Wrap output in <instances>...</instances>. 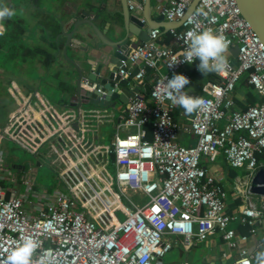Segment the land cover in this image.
<instances>
[{"label": "built area", "instance_id": "built-area-1", "mask_svg": "<svg viewBox=\"0 0 264 264\" xmlns=\"http://www.w3.org/2000/svg\"><path fill=\"white\" fill-rule=\"evenodd\" d=\"M192 1L168 0L160 13L178 21ZM208 29L231 41L228 50L239 45V55L227 58L226 71L216 73L217 81L206 83V95H199L190 89L193 75L188 70L198 59L185 62L184 51L189 31ZM171 33L175 46L161 45V32L155 29L150 41L123 61L125 67L144 63L133 78L136 87L146 84L145 67L151 69L152 91L149 98L140 93L129 99L109 145L99 141L98 125L114 121L110 110L67 107L59 112L48 101L36 110L33 95L19 97L18 108L0 128V142L12 140L47 163L65 188L46 192L32 203L31 179L28 192L14 190L13 196L0 184V264H6L23 237L39 244L33 264H165L175 237L189 249L214 235L238 250L232 264H256L246 247L250 235L240 234L236 226L247 224L254 234L256 225L264 222V202L260 205L250 191L252 178L262 168L259 156L264 155V43L242 16L237 0H200L182 28ZM119 73L122 79L130 77L123 69ZM174 74L189 79L187 94L205 101L192 115L193 146L178 141L179 106L165 94L164 81ZM244 76L261 101L238 109L234 91ZM147 124L152 125L151 139ZM123 128L136 131L122 136ZM219 152L230 167L245 168L246 182L236 188L242 200L237 214L228 213L226 190L202 164L203 158ZM129 191L147 200L136 203ZM118 211L124 220L117 218Z\"/></svg>", "mask_w": 264, "mask_h": 264}, {"label": "crops", "instance_id": "crops-1", "mask_svg": "<svg viewBox=\"0 0 264 264\" xmlns=\"http://www.w3.org/2000/svg\"><path fill=\"white\" fill-rule=\"evenodd\" d=\"M103 1L105 0H97V4L92 6L93 4L90 0H0V6L6 5L16 12L15 16L2 22L4 35L0 36V51L6 48L14 49V53L11 54L14 57V88L11 92L14 98V106L9 110L7 117H0V128L18 108L21 95H33L34 109L41 110L45 101L54 105L53 101L43 90L45 88H53L55 89V97H58L59 103L64 109L63 111L69 107V95L67 92L72 90L71 85L77 74L74 63L82 60V63L79 62L81 64L78 65L89 68L88 61H90L95 69H99L101 63L104 62V50L110 49L95 34L90 39L82 36L81 29L75 31L72 23L74 19H77L79 13L84 10L95 14L100 10H104L101 4ZM167 1L151 0L152 18L154 20H158L162 15L160 7L165 5ZM131 4L135 5V8L131 9L132 13L144 20V3L130 0L129 5ZM111 9L115 13L116 18L121 20L122 15L120 12L122 7L120 0H111ZM106 23V20L95 21V24L100 29H104L105 32L109 28ZM159 30L161 32L159 43L161 45L175 46L173 38L170 42L165 39V34L171 33L172 30L167 31L164 28H159ZM108 35L111 39H114L112 31L108 30ZM225 55L227 58H234L230 50ZM234 59L236 60V58ZM140 66L138 65V67ZM191 68L188 67L189 70ZM11 71L0 63V82L8 77V73H13ZM148 75H151V73L147 72L146 77ZM209 81L211 80L205 76L193 77L192 91L200 95H206L204 87ZM145 83H147L146 78ZM130 87H136L135 81L130 83ZM140 88L141 94L149 98V95L145 93V85H140ZM234 100L236 108L246 109L250 105L259 103L261 96L249 84L247 76H244L234 91ZM126 108L122 110L111 109L116 111L114 121L98 125V138L101 143L108 145L112 143L116 133V124L124 119ZM1 112L2 100L0 99V114ZM192 115L193 113L186 115L181 107H178L175 111V118L180 125L178 141L186 146H193L196 143V137L191 130ZM104 128L105 131L103 130ZM135 131L136 129L134 128H123L120 134L125 136ZM106 138H110L111 142L105 143L104 140ZM151 138L152 131L150 130L147 133V139ZM2 143L3 140L0 142V184L8 190V196H13L14 190L28 192L27 181L30 178H27L26 163L8 154L2 147ZM259 160L263 168L264 155H260ZM41 164L42 162L38 159L37 165ZM202 164L210 174L216 176L226 190L228 194L226 201L228 213H239L242 200L236 188L246 182L245 171L230 167L225 160L223 152H219L212 157L203 158ZM23 185H27L25 190ZM43 194L32 187V192H29L28 199L32 203H38ZM236 227L240 234L250 235V240L246 245L250 253L256 257L258 251L264 250V222L256 225L257 231L254 234H250L252 227L247 224H238ZM174 242L175 246L168 254L170 255L169 259H167V262L165 261L168 255L163 259L165 264H232L239 255L238 250L230 248L219 235H214L206 241L196 242L189 249L183 246L182 239L179 237H175ZM175 249H178L177 254L173 252ZM199 249L206 251L200 257L203 259L202 262L198 259L197 261L195 260Z\"/></svg>", "mask_w": 264, "mask_h": 264}, {"label": "water", "instance_id": "water-1", "mask_svg": "<svg viewBox=\"0 0 264 264\" xmlns=\"http://www.w3.org/2000/svg\"><path fill=\"white\" fill-rule=\"evenodd\" d=\"M92 6L97 0H90ZM144 3V20L134 15L130 9V0H120L122 19L118 20L111 9V0L101 2L102 9L96 14L90 11H82L72 23L75 31L81 29L82 36L89 38L95 34L100 41L110 49L104 50V62L99 69H95L93 63L88 61L89 68H84L82 60L74 63L77 74L68 91L69 107L102 108L106 110H122L128 106L129 99L141 93L140 86L131 88L130 83L138 71V65L144 66L139 60L134 67L123 66V61L128 59L130 52L139 45L149 42L153 30L164 28L167 31L180 28L191 13L194 12L200 0H193L186 15L178 21L166 20L163 15L158 20L152 18L151 0H136ZM242 16L250 23L253 30L264 43V0H237ZM106 20L108 30L114 34V39L108 35V30L100 29L95 21ZM234 58L239 55V45L230 49ZM81 62V63H79ZM149 73L151 69L145 67ZM131 74L129 78L122 79L120 70ZM150 75L146 77L145 93L150 95L152 91L149 83ZM101 90V91H98ZM77 124L75 127L77 128ZM250 191L253 195L261 196L264 202V168L254 175L250 182Z\"/></svg>", "mask_w": 264, "mask_h": 264}, {"label": "clouds", "instance_id": "clouds-1", "mask_svg": "<svg viewBox=\"0 0 264 264\" xmlns=\"http://www.w3.org/2000/svg\"><path fill=\"white\" fill-rule=\"evenodd\" d=\"M16 15L14 9L4 5L0 6V36L4 35L2 22ZM187 48L184 51V61L192 63L199 60L198 70L204 75L221 73L229 67L225 53L228 52L231 41L223 34L211 29L201 32L189 31L187 33ZM166 81V82H165ZM164 81L167 98L174 105L181 107L186 115H191L201 109L205 103L200 96H192L184 91L189 79L182 74H174L172 78ZM39 247L38 242L31 237H23L22 242L7 257L6 264H33V254ZM256 264H264V250L256 253ZM243 264H248L244 261Z\"/></svg>", "mask_w": 264, "mask_h": 264}, {"label": "rangeland", "instance_id": "rangeland-1", "mask_svg": "<svg viewBox=\"0 0 264 264\" xmlns=\"http://www.w3.org/2000/svg\"><path fill=\"white\" fill-rule=\"evenodd\" d=\"M14 53V49H4L3 51H0V63L2 65L6 66L8 69L12 70L11 72L13 73H8V77L4 78L2 82H0V99L2 100V112L0 114V117H7L9 110L13 108L14 106V98L12 97V90L14 88V57L11 55ZM11 75V76H10ZM13 75V76H12ZM192 90V85L190 87ZM46 92V95L53 101L54 105L57 107L59 111H63L62 105H60V101L58 97H55V89H43ZM194 92V91H193ZM198 94L197 92H195ZM200 95V94H199ZM112 116L116 115V111L110 110L109 111ZM105 131V128L103 129ZM107 130V129H106ZM105 143H110L111 140L110 138H106L104 140ZM2 147H4L5 151L8 154L13 155L14 157H17L19 160L23 161L26 163L27 166V178L31 179V182L33 183V188L38 190L39 192L42 193H54L57 189L59 190H64L65 186L63 182L59 179L58 175L48 166L47 163H42L41 165H37V157L32 155L30 152L26 151L23 149L20 145L15 143L12 140H3ZM245 171V168L242 169ZM110 171L113 175H115V167L114 165L110 166ZM24 190L26 189L27 185H23ZM129 197L136 203H144L147 198L142 194V193H136L129 191ZM255 199L258 201L260 205L263 204L261 196L258 195H253ZM127 202L126 200H124ZM118 219L119 220H124V214L121 211L117 212ZM175 254L178 253V249L173 250ZM205 250H198L197 256L195 257V260L197 259L199 261H203L201 259V255L205 254ZM172 255V254H171ZM168 255L165 259L167 262V259H169Z\"/></svg>", "mask_w": 264, "mask_h": 264}, {"label": "trees", "instance_id": "trees-1", "mask_svg": "<svg viewBox=\"0 0 264 264\" xmlns=\"http://www.w3.org/2000/svg\"><path fill=\"white\" fill-rule=\"evenodd\" d=\"M173 38L172 33L168 32L165 34V39L167 42H170V40ZM234 59V58H233ZM199 64V60H197L196 65L194 67H192L189 71L191 72V74L193 75L194 78H197L199 76H205L208 77L211 81H217L218 76L216 75V73H210L208 75H204L203 73H201L199 70H197V65ZM146 130L147 133L150 132V130L152 131V125L151 124H147L146 125ZM114 159V157L112 156V160Z\"/></svg>", "mask_w": 264, "mask_h": 264}]
</instances>
